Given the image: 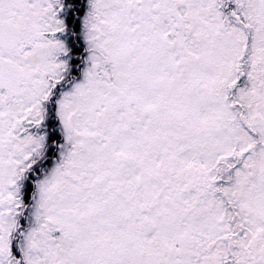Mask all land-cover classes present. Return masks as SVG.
<instances>
[{"label": "snow or ice", "instance_id": "1", "mask_svg": "<svg viewBox=\"0 0 264 264\" xmlns=\"http://www.w3.org/2000/svg\"><path fill=\"white\" fill-rule=\"evenodd\" d=\"M0 264H264V0H0Z\"/></svg>", "mask_w": 264, "mask_h": 264}]
</instances>
